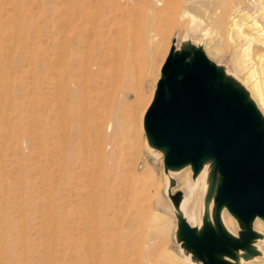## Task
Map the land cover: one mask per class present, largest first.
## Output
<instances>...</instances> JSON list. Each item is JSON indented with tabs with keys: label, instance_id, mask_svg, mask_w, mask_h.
<instances>
[{
	"label": "rangeland",
	"instance_id": "374dc122",
	"mask_svg": "<svg viewBox=\"0 0 264 264\" xmlns=\"http://www.w3.org/2000/svg\"><path fill=\"white\" fill-rule=\"evenodd\" d=\"M95 1L0 0V264H89L84 224L95 185L97 196L103 193L118 206L119 222L129 211L140 215L139 264H197L177 239L169 195L182 192L190 199L188 214L198 215L189 220L194 227L202 225L205 195L200 182L194 192L191 168L166 171L163 153L148 144L146 114L173 46L180 50L187 40L244 88L264 118L246 80V58L213 14L214 0H195L196 30L182 16L183 2L161 14L160 33L145 12L135 32L142 42L131 57ZM227 1L264 23L251 0ZM82 5L96 12L95 24L82 23ZM259 54L253 48L250 59L264 78ZM100 214L97 209L94 215ZM221 219L239 235L228 211ZM257 248L261 256L240 264H264L263 237Z\"/></svg>",
	"mask_w": 264,
	"mask_h": 264
},
{
	"label": "water",
	"instance_id": "95a60500",
	"mask_svg": "<svg viewBox=\"0 0 264 264\" xmlns=\"http://www.w3.org/2000/svg\"><path fill=\"white\" fill-rule=\"evenodd\" d=\"M145 130L149 146L164 152L167 172L189 167L196 180L208 167L201 227L186 222L169 195L176 209L177 239L193 260L240 264L241 252L245 260L261 256L257 241L262 235L254 230V221L264 222V118L244 88L209 60L202 47L190 41L180 50L174 45ZM225 210L238 221V236L225 230Z\"/></svg>",
	"mask_w": 264,
	"mask_h": 264
},
{
	"label": "bare ground",
	"instance_id": "6f19581e",
	"mask_svg": "<svg viewBox=\"0 0 264 264\" xmlns=\"http://www.w3.org/2000/svg\"><path fill=\"white\" fill-rule=\"evenodd\" d=\"M214 1H215V6L216 5L217 6L216 8H214L215 10L213 14L225 26L229 34L228 36L231 39H235V41L237 40L239 45L238 48L242 49V51L240 52H243L242 55L246 58V62H245L246 64H244L243 66L247 74L246 80L248 83L251 82V90H252L251 92H254L255 96L258 97L259 105L264 112V81L262 80L264 78H260L258 76V72L255 69V64L252 63L251 61L252 59H250L253 48H256L258 52H260L259 54L260 61L262 59L263 60L262 62H264V26L262 25L264 23L260 24L258 18H254V17L252 18V16L249 15V13L244 12L241 9V7L231 5V3L227 0H214ZM251 1L256 6L257 12L261 14L262 18L264 19V0H251ZM93 3H94L93 6L102 5V8L104 10L103 14L106 16L105 21L107 23V26L116 27V31H114V33L118 36L117 41H119V43L124 46V52H126L129 57H131L129 55L130 52L135 48L136 49L139 48V45H141L140 43L142 41L140 40L139 35L136 34L137 33L136 26L140 22V18L142 17L143 14H145V12L151 15L152 25H156V24L158 25V27H156L154 30L156 32L157 31L159 32L161 26L158 24V22L162 21L161 14L166 12L172 6H175L178 3L180 4L182 3V5L184 4L181 12L182 16L187 18L189 17V20L191 19L192 22V23L190 22L192 24L191 26L194 29L196 28V22H195L196 16H194L191 13L192 8L194 7L195 0H136L134 2L132 0H125L124 4H116L113 2V0H96ZM88 10H89L88 8L86 10L85 6L83 5L80 6L78 10V16L81 17L82 23L88 22L90 24H95L96 12L92 13ZM156 35L153 36L152 34L148 36L147 42L149 46H152V41L154 40V37H156ZM149 49H151V47ZM119 53L121 54L120 50ZM242 62L244 63V61ZM148 100L150 101L151 99ZM109 128L111 130L110 126ZM118 130H119V124H117V126L115 127L114 136H116ZM90 175H91L90 177H92V174ZM89 180L92 181V178L91 179L89 178ZM89 180L88 182H90ZM195 181L196 183L193 185L194 192L196 191L197 188L200 187L202 195L204 196L208 188V167H205V169L200 173L199 177ZM95 182L93 183L91 182V183L95 185L97 183ZM199 182H200V186L197 187ZM169 184H172L171 180ZM94 187L95 189L92 190L90 189V191L93 192L94 194V198H92L93 199L92 201L90 200L91 202L87 207L89 210L87 209L88 213H86L85 215L87 216L86 217L87 219L85 218L86 223L84 224V228H85L84 230L85 232H87L86 237L88 236L87 238L88 246L86 247L88 253V263L89 264H139L137 260L138 258H141L139 256L141 250L138 245V240H139V235L143 233L142 230H140L143 228L142 227L143 221L140 215L138 214L137 211L135 212L129 211L130 213L125 215L126 221L119 222L115 216V209H116L115 207L118 206L116 204H113L111 198L110 199L107 198L108 196H106L103 193L101 194V196H97L98 194L97 193L98 191L96 189L97 186L95 185ZM104 199H106V201L102 202V200ZM172 199L174 203L176 202L179 204V205L176 204L178 209L177 212L183 215L184 220L186 222L189 223L190 219L195 221L198 220V215L196 211H193L192 214L190 215L188 214L187 205L190 201L189 198L185 196L181 198L179 196L172 195ZM122 201L125 202L124 200ZM128 205H130V203ZM211 208L212 205L209 208L210 212H212ZM97 209L101 211V214L100 216L95 217L94 214L97 212ZM124 211L126 212V209H124ZM125 212L123 213L125 214ZM111 213H113V216L110 217ZM119 213L121 214V210L119 211ZM226 217H227V222L233 226V219L228 216ZM254 225L259 230L261 231L264 230V223H262L260 218H257L254 221ZM163 226L164 225H162V230L163 232H165L164 231L165 227L163 228ZM144 229L146 232H149L147 230V226ZM225 230L228 233H230L228 229L225 228ZM260 235H262V237L264 238V235L262 233H260ZM150 240L151 239H148V241ZM243 254H244L243 252L240 253L241 260L244 258L242 257Z\"/></svg>",
	"mask_w": 264,
	"mask_h": 264
}]
</instances>
